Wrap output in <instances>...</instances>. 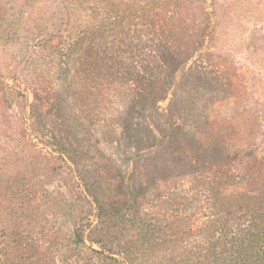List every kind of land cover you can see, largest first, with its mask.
I'll return each mask as SVG.
<instances>
[{
    "label": "trees",
    "instance_id": "1",
    "mask_svg": "<svg viewBox=\"0 0 264 264\" xmlns=\"http://www.w3.org/2000/svg\"><path fill=\"white\" fill-rule=\"evenodd\" d=\"M27 1L32 12L42 8L50 21V29L35 35L30 53L40 52L56 76L34 92V102L49 95L52 125L65 132L64 138L61 131L46 134L45 150L62 160L71 161L76 152L87 158V149L70 138L72 125L86 122L75 108L91 98L111 107L112 125L120 133L114 161L130 162L116 187L103 171L91 177L75 167L74 179L91 198L94 213L75 229L73 243L83 244L98 223L140 225L139 246L133 237L119 239L114 249L91 239L100 248L91 250L103 257L91 264H146L138 247L144 253L158 248L157 264H264V143H229L226 131L212 129L203 111L208 100L221 98L216 90L222 69L210 52L218 45L219 0ZM27 112L26 119L37 124L35 103ZM27 129L26 143L32 135ZM241 132L248 137L249 131ZM6 145L13 157V143ZM5 159L0 160V264L44 263V241L13 231V199L29 204L40 196L27 179L13 178V163ZM113 169L122 171L120 164ZM191 176V183H177ZM105 185L116 193L105 196ZM166 185L159 203L170 212L153 220L141 199ZM125 194L129 199L123 200Z\"/></svg>",
    "mask_w": 264,
    "mask_h": 264
},
{
    "label": "rangeland",
    "instance_id": "2",
    "mask_svg": "<svg viewBox=\"0 0 264 264\" xmlns=\"http://www.w3.org/2000/svg\"><path fill=\"white\" fill-rule=\"evenodd\" d=\"M219 2L215 35L218 45L210 52L215 65L222 69L220 86L216 90L221 98L208 100L203 111L212 129L226 131L229 143L240 140L243 143L250 139L262 144L264 0ZM46 16L42 8L32 12V5L27 0H0V160L10 157L4 161L9 160L10 165L13 163V178L20 180L24 177L32 192L40 196L29 204L23 200L20 204L13 199V231L21 230L44 241L48 247L44 249L47 259L41 264H91L103 260L102 255L91 250H100L99 245L91 239H101L114 249L119 239L125 241L133 237L137 239L135 245L139 246L140 236L135 235L140 231V225L127 229L111 222L98 223L99 227L91 234L92 238L85 237L83 244L73 243L75 229L87 218L92 220L94 213L91 198L84 196L74 179L75 167L82 168L91 177L103 171L102 174L109 177L116 187L123 180L130 162L124 157L118 162L122 171L113 169V164L119 165L113 157L120 136L119 129L117 125H112L111 107L100 106L91 98L84 104L80 102L75 108L86 122L85 125H72L75 137L70 138L78 149L81 145L87 149V158L76 152V156H71V161L62 160L58 152L45 150V135L50 137L49 132L61 131V137H65L63 126L52 125L55 112L48 108L46 102L51 97L48 95L34 102V92H41L48 85L47 81L56 77L54 68L40 57V52L38 55L30 53L35 35L39 32L38 36H41L42 31L50 29ZM191 41L192 37L189 39ZM213 86L207 95L211 99L214 98ZM30 103H35L40 114V120H36L38 125L33 118L26 119ZM25 128L32 133L28 143L25 142ZM242 130L249 131L248 137L240 133ZM6 143H13V157L7 156ZM120 173L121 176H118ZM192 178L180 179L177 183L189 184ZM103 187L106 188L102 189L105 196L114 195L117 191H114L115 187ZM168 189L167 185L162 186L159 192L140 198L147 215L151 213L153 220H159L165 211L170 212V208L166 210L159 203V195L161 197ZM126 199H129L128 194L124 195L123 200ZM111 201L112 198H108L107 202ZM128 203L125 202V205ZM154 233L156 237L160 236L158 232ZM56 240L59 244H51ZM138 248L139 252H143V263H158V248L150 253H144L143 247Z\"/></svg>",
    "mask_w": 264,
    "mask_h": 264
}]
</instances>
